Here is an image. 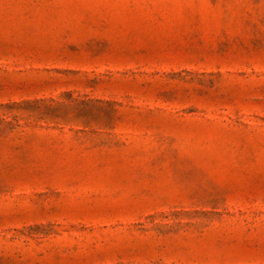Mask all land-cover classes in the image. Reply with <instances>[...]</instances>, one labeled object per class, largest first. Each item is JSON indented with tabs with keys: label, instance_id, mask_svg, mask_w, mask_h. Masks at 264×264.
I'll return each mask as SVG.
<instances>
[{
	"label": "rangeland",
	"instance_id": "rangeland-1",
	"mask_svg": "<svg viewBox=\"0 0 264 264\" xmlns=\"http://www.w3.org/2000/svg\"><path fill=\"white\" fill-rule=\"evenodd\" d=\"M0 264H264V0H0Z\"/></svg>",
	"mask_w": 264,
	"mask_h": 264
}]
</instances>
